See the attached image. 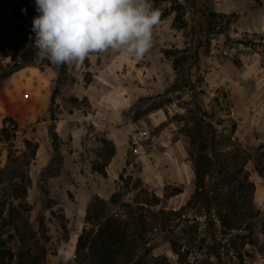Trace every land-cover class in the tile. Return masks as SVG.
Returning <instances> with one entry per match:
<instances>
[{"label":"rangeland","instance_id":"1","mask_svg":"<svg viewBox=\"0 0 264 264\" xmlns=\"http://www.w3.org/2000/svg\"><path fill=\"white\" fill-rule=\"evenodd\" d=\"M150 3L161 22L143 60L106 52L90 55L77 69L37 57L35 2L0 0V73L8 75L20 57L57 71L51 94L58 88L39 118L49 123L19 126L4 119L0 202L14 173L28 177L31 221L43 218L52 239L46 264H78L75 247L90 202L120 192L131 208L160 214L164 225L150 236L153 256L179 264L170 240L195 250L206 220L194 204L183 217L163 212L187 206L195 190L194 163L206 146L208 157L249 158L245 170L260 217L253 221V243L242 253L245 264H264V35L248 31L247 0ZM198 223V233L191 232ZM219 239L225 244L229 237ZM193 256L190 264H237L232 253Z\"/></svg>","mask_w":264,"mask_h":264},{"label":"trees","instance_id":"2","mask_svg":"<svg viewBox=\"0 0 264 264\" xmlns=\"http://www.w3.org/2000/svg\"><path fill=\"white\" fill-rule=\"evenodd\" d=\"M26 12L30 16L28 9ZM26 64L31 63L27 61ZM63 74L64 71H61L59 77ZM8 77L0 73V94ZM57 93L58 88L51 94V102ZM50 135L56 143L58 137L52 127ZM26 146L30 147L29 142ZM206 149V146H201L195 160V190L187 206L179 211L163 212L165 215L183 217L186 208L192 204L194 207L199 205L201 215L206 220L200 232V244L194 250L195 247L184 248L172 239L173 252L179 264H190L189 258L194 257V253L219 259L232 253L237 258V264H245L242 251L253 243V221L260 217L254 198L255 185L245 170L249 158L238 162L235 156L228 157L216 152L208 157ZM13 175L8 191L2 195L0 202V264H46L52 239L43 218H38L35 223L31 221L32 210L27 202L31 181L28 177L22 179L16 173ZM179 193L181 191L172 196ZM140 207L136 209L124 204L120 192H115L108 201L93 199L86 211V226L76 243L77 263L167 264L166 257L153 256L150 245L151 234L162 228L164 222L158 219L160 214L149 210L146 214L145 208ZM200 228L201 224L198 223L191 232L198 233ZM227 237V243L221 244L219 238ZM207 240L212 241V245H206ZM192 241L191 245L194 246L196 240Z\"/></svg>","mask_w":264,"mask_h":264},{"label":"clouds","instance_id":"3","mask_svg":"<svg viewBox=\"0 0 264 264\" xmlns=\"http://www.w3.org/2000/svg\"><path fill=\"white\" fill-rule=\"evenodd\" d=\"M35 9L37 57L77 69L90 55L106 52L143 60L161 22L150 0H35Z\"/></svg>","mask_w":264,"mask_h":264},{"label":"crops","instance_id":"4","mask_svg":"<svg viewBox=\"0 0 264 264\" xmlns=\"http://www.w3.org/2000/svg\"><path fill=\"white\" fill-rule=\"evenodd\" d=\"M247 1L248 31L264 35V0ZM8 75L0 94V129L6 127L5 118L17 121L19 126L37 124L42 127L49 123V119L39 121V118L51 104L50 89L57 71L49 66L27 65L24 62L22 67Z\"/></svg>","mask_w":264,"mask_h":264},{"label":"water","instance_id":"5","mask_svg":"<svg viewBox=\"0 0 264 264\" xmlns=\"http://www.w3.org/2000/svg\"><path fill=\"white\" fill-rule=\"evenodd\" d=\"M23 65H24V61L20 57H14L13 61L8 66V68L6 69V73L9 74V73L19 69Z\"/></svg>","mask_w":264,"mask_h":264},{"label":"built area","instance_id":"6","mask_svg":"<svg viewBox=\"0 0 264 264\" xmlns=\"http://www.w3.org/2000/svg\"><path fill=\"white\" fill-rule=\"evenodd\" d=\"M229 54V52L227 50L223 51V55L227 56Z\"/></svg>","mask_w":264,"mask_h":264}]
</instances>
